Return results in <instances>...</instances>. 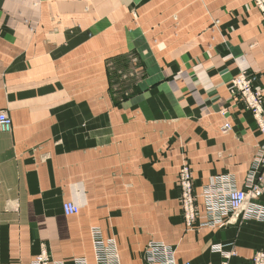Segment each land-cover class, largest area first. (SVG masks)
<instances>
[{
    "label": "crops",
    "instance_id": "0c3cea01",
    "mask_svg": "<svg viewBox=\"0 0 264 264\" xmlns=\"http://www.w3.org/2000/svg\"><path fill=\"white\" fill-rule=\"evenodd\" d=\"M253 5L223 0L202 16L194 0H0V111L12 121L0 132V264H29L43 249L95 264L93 228L121 264H145L151 242L178 263L222 264L228 253V264H253L264 217L249 206L214 223L205 200L220 179L243 190L253 176L264 188V134L231 93L247 71L264 96ZM132 54L144 75L114 98L107 61ZM185 159L198 205L189 229L177 186ZM65 202L79 215L65 216ZM252 204L264 212V193Z\"/></svg>",
    "mask_w": 264,
    "mask_h": 264
},
{
    "label": "built area",
    "instance_id": "2783aa9c",
    "mask_svg": "<svg viewBox=\"0 0 264 264\" xmlns=\"http://www.w3.org/2000/svg\"><path fill=\"white\" fill-rule=\"evenodd\" d=\"M254 6L258 9L262 17V25L264 28V0H253ZM257 77L253 73L241 72L232 82V95L237 99V102L242 104L243 108L251 112L257 124L258 130L264 133V96L262 91L256 89L255 82ZM231 127L227 123L223 130L227 131ZM12 129V121L8 114L0 111V132H9ZM258 163L264 164V147L257 155ZM192 170L187 164H183L180 168L177 186L180 190V201L182 203V213L184 218L188 221H195L198 215L197 198L193 194V179ZM206 188V206L211 216V221H214L215 213L220 211H229L232 215L239 217L242 212L248 209L250 218L261 219L264 217V212L253 207L254 201L258 200L264 193V188L259 181L253 176L249 177L246 182V187L243 190L237 189L232 179L219 180ZM63 213L67 217L77 216L80 213L79 207L72 202H65L63 204ZM218 219L219 222L222 221ZM245 219V217H244ZM189 222V223H190ZM91 236L93 242V255L95 264H121L116 244L113 241L104 239L102 231L98 228L91 229ZM216 252L221 253L222 248L216 247ZM145 264H192L191 262L178 263L175 260L174 252L164 243L151 242L147 245L145 252ZM231 257L226 254V262ZM253 264H264V251L258 253L253 258ZM29 264H88L85 259H72L69 262H55L49 251L43 249L41 253L34 257Z\"/></svg>",
    "mask_w": 264,
    "mask_h": 264
},
{
    "label": "rangeland",
    "instance_id": "374dc122",
    "mask_svg": "<svg viewBox=\"0 0 264 264\" xmlns=\"http://www.w3.org/2000/svg\"><path fill=\"white\" fill-rule=\"evenodd\" d=\"M222 1L223 0H194V11L198 12L199 10L202 16H207V15L210 16V14L212 13V10H214L215 12V10L218 8V6L220 5ZM215 23L218 26L220 24V21L216 20ZM107 70H108V77H109V83H110V92H111V96L114 98L115 97L123 98L124 96L127 97V95L130 94L132 90V85L136 81H138L140 78H142L144 75V66L137 54H132L129 57L126 56L120 59H108ZM185 163L187 164V166H189V163L186 159L183 161V164ZM192 179H193V175H192ZM193 188L195 192L194 182H193ZM194 195L196 196V194H193V197ZM180 198H181V195L179 197V202H180V207L182 211L183 207H182ZM196 206L198 207V205ZM196 217L198 218V215ZM184 221L189 226L188 227L189 229L194 226V223L197 221V219L195 221L193 220L190 222L186 220V218H184ZM173 252L175 251L173 250ZM223 263H225V261Z\"/></svg>",
    "mask_w": 264,
    "mask_h": 264
},
{
    "label": "bare ground",
    "instance_id": "6f19581e",
    "mask_svg": "<svg viewBox=\"0 0 264 264\" xmlns=\"http://www.w3.org/2000/svg\"><path fill=\"white\" fill-rule=\"evenodd\" d=\"M257 81V80H256ZM262 133V132H261ZM262 134H264V133H262ZM174 257H175V253H174ZM76 259H83V258H76ZM86 260V259H85ZM175 260H176V258H175ZM87 261V260H86Z\"/></svg>",
    "mask_w": 264,
    "mask_h": 264
}]
</instances>
